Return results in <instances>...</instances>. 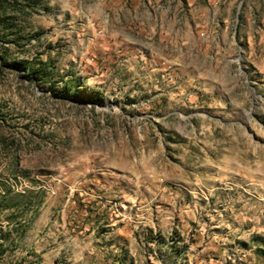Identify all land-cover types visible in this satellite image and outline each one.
<instances>
[{
    "label": "rangeland",
    "instance_id": "1",
    "mask_svg": "<svg viewBox=\"0 0 264 264\" xmlns=\"http://www.w3.org/2000/svg\"><path fill=\"white\" fill-rule=\"evenodd\" d=\"M0 264H264V0H0Z\"/></svg>",
    "mask_w": 264,
    "mask_h": 264
}]
</instances>
